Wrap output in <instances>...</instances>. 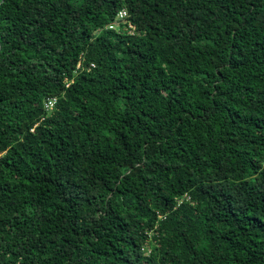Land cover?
Masks as SVG:
<instances>
[{
  "label": "trees",
  "instance_id": "1",
  "mask_svg": "<svg viewBox=\"0 0 264 264\" xmlns=\"http://www.w3.org/2000/svg\"><path fill=\"white\" fill-rule=\"evenodd\" d=\"M0 264H264V0H0Z\"/></svg>",
  "mask_w": 264,
  "mask_h": 264
},
{
  "label": "clouds",
  "instance_id": "2",
  "mask_svg": "<svg viewBox=\"0 0 264 264\" xmlns=\"http://www.w3.org/2000/svg\"><path fill=\"white\" fill-rule=\"evenodd\" d=\"M58 99L57 97H51L46 101V108L53 109L55 104L57 103Z\"/></svg>",
  "mask_w": 264,
  "mask_h": 264
},
{
  "label": "built area",
  "instance_id": "3",
  "mask_svg": "<svg viewBox=\"0 0 264 264\" xmlns=\"http://www.w3.org/2000/svg\"><path fill=\"white\" fill-rule=\"evenodd\" d=\"M126 16H127V11L125 9L121 10L119 15H118V17L121 19L126 17Z\"/></svg>",
  "mask_w": 264,
  "mask_h": 264
}]
</instances>
